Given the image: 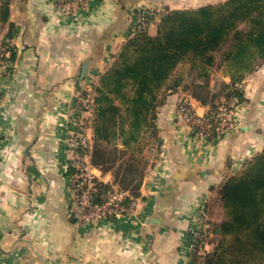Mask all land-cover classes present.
I'll use <instances>...</instances> for the list:
<instances>
[{
  "label": "crops",
  "instance_id": "obj_1",
  "mask_svg": "<svg viewBox=\"0 0 264 264\" xmlns=\"http://www.w3.org/2000/svg\"><path fill=\"white\" fill-rule=\"evenodd\" d=\"M223 1L88 0L69 15L53 0H7L0 52L10 46L16 57L0 63V264H201L190 243L200 211L215 187L264 147V66L244 81L246 99L236 107L235 126L215 138L194 137L180 120L179 100L197 114L209 105L194 95V82L180 71L185 67H177L156 99L161 152L143 175L133 211L83 221L72 189L69 138L83 128L92 171L119 185L114 168L123 156L108 161L110 168L93 164L97 112L80 107L78 95H99L103 76L134 34L136 9ZM159 21L146 28L150 35ZM222 69L219 75L231 84ZM105 145L126 149L120 139Z\"/></svg>",
  "mask_w": 264,
  "mask_h": 264
},
{
  "label": "trees",
  "instance_id": "obj_2",
  "mask_svg": "<svg viewBox=\"0 0 264 264\" xmlns=\"http://www.w3.org/2000/svg\"><path fill=\"white\" fill-rule=\"evenodd\" d=\"M0 9H3L0 16L7 19V2ZM7 49L8 59H14L15 50L10 46ZM261 57H264V0H226L197 8L165 9L160 15L157 34L150 35L145 30L136 32L102 78L97 98L93 164L113 167L107 162L118 159L111 152L124 149L117 145L109 151L105 143L120 139L126 148L132 147L139 142L143 129L155 125L153 115L158 93L184 60H190L200 75L208 77L209 68L220 59L233 83L253 69ZM232 83L224 82L227 90L224 95L244 100L243 92L234 90ZM194 85L210 90L209 82ZM194 95L207 105L218 98L216 93L212 98L197 92ZM220 186L221 200L230 208V215L214 223L212 232L217 237L221 235L222 242L207 253L202 264H261L264 260V151L247 164L242 174L228 177Z\"/></svg>",
  "mask_w": 264,
  "mask_h": 264
},
{
  "label": "built area",
  "instance_id": "obj_3",
  "mask_svg": "<svg viewBox=\"0 0 264 264\" xmlns=\"http://www.w3.org/2000/svg\"><path fill=\"white\" fill-rule=\"evenodd\" d=\"M53 1L64 13L73 15L78 11L80 5L86 4L88 0ZM135 17L134 23L137 27L134 30H146L153 21L154 11L142 8L140 11H136ZM7 55L6 48H3L0 52V63L5 61ZM178 114L194 137L197 138L211 136L214 132L225 134L235 126L232 117L233 112L225 105L211 109L208 114L202 115L197 114L191 104L181 102L178 105ZM69 144L71 146V166L73 168L71 173L72 189L75 201L83 213V221L105 220L118 213L133 211L138 201L137 197L130 195L129 189H121L114 183H106L100 180L92 171V164L88 159L89 144L83 128L71 135ZM208 229V215L206 211H203L202 219L191 230L192 248L204 239L205 232Z\"/></svg>",
  "mask_w": 264,
  "mask_h": 264
},
{
  "label": "rangeland",
  "instance_id": "obj_4",
  "mask_svg": "<svg viewBox=\"0 0 264 264\" xmlns=\"http://www.w3.org/2000/svg\"><path fill=\"white\" fill-rule=\"evenodd\" d=\"M6 2H7V0H0V6L2 4H5ZM142 8H146V9L154 11L153 21H155L157 18L160 19L161 12L165 11L164 9L158 11L156 8L151 7V6H142L136 10L140 11ZM2 11H3V9H0V12H2ZM135 27H137L136 24L134 26V29H135ZM133 31L135 34L139 30H136V31L133 30ZM142 31H144V30H142ZM145 31H147V29ZM133 35H131V37ZM186 64H188L190 66V67H188V69H186ZM180 66H181V68L185 67V70L180 69V71H183L187 74V78H188L189 82H194V84L198 83V82L202 83V84H207L209 82V88H210L209 91H208V87L207 88L206 87L200 88L198 86L196 87L193 84L192 88H194L197 93H199L200 95H208L210 98H212L215 93L218 95V98L214 99L216 101L212 102V105H209V109L207 110V112L203 113L202 115L208 114L211 109H216L219 106L225 105L228 107V109L232 110V112H233L232 117H233V120L235 122L234 112L236 110V107L239 106L240 103L244 102L246 97H244V95H243L241 98L242 99L244 98V100L240 101V99H238L234 96H231L228 98L224 95L225 92L227 91L225 88V85H224V82H226V81H224L223 76L219 75L218 72H220L221 69L223 68L222 73L225 75H228L229 70H228L227 66L225 65L224 67H222L223 66L222 62L219 59L214 65H212L209 68L210 69L209 70L210 76H208V77L200 75L199 74L200 70H198V68H193L190 60H184L183 62L180 63L179 67ZM262 66H264V57H261V59L258 60V63L255 64L253 69L247 70L245 72V74L242 76V78L238 79L236 82L234 81L233 83L231 81V83L233 85L232 88H234V90L237 89V90L243 92V94H244V91L246 90V88L244 87L245 82H248V79L253 80L255 71H257ZM178 75L181 76V74H178ZM216 75L219 77H217ZM245 80H247V81H245ZM213 82H215L214 85H212ZM97 96H98V94H94L92 96V95H87V94H85V92L82 91L78 95V98H80V99H78L79 100V106L82 107L83 109H87L90 107L93 112H95V110H96V112H98L99 103L97 100V98H98ZM235 98H236V100H235ZM181 102H187V101L186 100H179L177 102V104L179 105ZM180 120L182 121L181 118H180ZM96 122H97V113H96ZM182 122L185 123L184 121H182ZM260 125H262V127H264V120L262 123H260ZM154 130H155V126H151L146 133H143L139 142H137L134 146H132L130 148H126V149L123 148L124 150H122V151L114 152V150H113L111 152L112 157L118 158L120 156H123V160H124L122 164H120L122 161H119L120 163L118 165H116L114 168V170L116 172V176L118 177L117 178L118 182L121 183L119 185L117 184V186H119V188H121V189H129L130 195L135 196V197L140 195V193H141L140 188L136 189L137 184L140 182V180H142V178H144L143 175H145L147 173V169H150L153 167L154 163L158 160L159 154L161 152L160 147L158 146L159 139H158V136L156 135V133L154 132ZM222 134H223L222 132H214L211 135V137L214 136V138H215V137H218ZM94 143H96V138H94ZM156 144H157V147H156ZM263 151H264V147L259 149L258 151H256L250 158H248L244 162L243 165H241L230 176H236V175L242 174L244 172V170L247 168V164L251 160H253L255 157H257L260 153H262ZM124 178H126V179H124ZM119 180H122L123 182L119 181ZM131 180H132V182H131ZM122 183H131V184H125V185H129V186H125L124 184L122 185ZM141 184H142V182H141ZM141 184L139 187H141ZM220 185L215 187L213 195L210 197L208 203L205 205L203 210H201L199 215H198L197 224L202 219L203 211H206V213L208 215V222H209V229H208V231L205 232L204 239L200 240L193 247V250L197 254H199V259L201 260V264L203 263L207 253L213 251L217 247L218 242H222L221 241L222 236L218 235V237H217L216 234L214 232H212L213 225H215L214 223H219L222 220H224L225 218H228V216L230 215V211H229L230 208L228 209L221 200V197L219 194V188L221 187ZM226 239L231 240L229 237ZM224 244H226V243H224ZM208 245H209V248H207ZM261 264H264V260H263V262H261Z\"/></svg>",
  "mask_w": 264,
  "mask_h": 264
}]
</instances>
